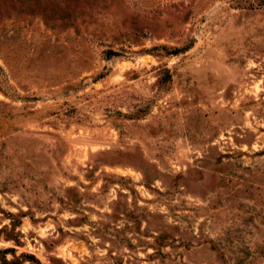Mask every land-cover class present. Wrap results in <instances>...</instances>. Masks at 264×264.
Returning a JSON list of instances; mask_svg holds the SVG:
<instances>
[{"label":"rangeland","instance_id":"rangeland-1","mask_svg":"<svg viewBox=\"0 0 264 264\" xmlns=\"http://www.w3.org/2000/svg\"><path fill=\"white\" fill-rule=\"evenodd\" d=\"M0 264H264V0H0Z\"/></svg>","mask_w":264,"mask_h":264}]
</instances>
